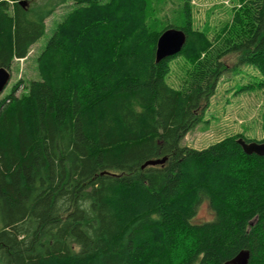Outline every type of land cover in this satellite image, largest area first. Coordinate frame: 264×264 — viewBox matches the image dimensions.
Returning <instances> with one entry per match:
<instances>
[{
    "label": "trees",
    "instance_id": "trees-1",
    "mask_svg": "<svg viewBox=\"0 0 264 264\" xmlns=\"http://www.w3.org/2000/svg\"><path fill=\"white\" fill-rule=\"evenodd\" d=\"M68 1L39 78L0 98V264H224L242 250L264 264V156L237 142L254 140L182 143L225 74L252 67L264 86V0H234L213 37L191 0L181 25L161 27L151 0H0V67L26 58ZM168 27L186 43L156 62ZM203 199L214 216L197 222Z\"/></svg>",
    "mask_w": 264,
    "mask_h": 264
},
{
    "label": "rangeland",
    "instance_id": "rangeland-1",
    "mask_svg": "<svg viewBox=\"0 0 264 264\" xmlns=\"http://www.w3.org/2000/svg\"><path fill=\"white\" fill-rule=\"evenodd\" d=\"M182 3L183 0H151L158 25L160 27L166 24L181 25L184 21ZM237 5L239 4L234 0H191L193 25L200 29L208 28L213 37L215 29L232 20V9ZM73 7V2L68 1L46 19L45 33L30 48L28 56L14 60L11 79L0 94V98L9 94L16 84H19L17 95L21 94L30 80L39 78L37 58L53 30ZM187 69L188 63L183 57L174 58L169 64L167 82L179 88L186 77ZM260 78V73L252 67H242L237 73L225 74L217 84L203 121L185 135L182 143L202 149L231 135L241 134L254 141L264 139V86H256ZM247 85H250L249 88ZM213 216L209 201L201 200L195 221H208Z\"/></svg>",
    "mask_w": 264,
    "mask_h": 264
},
{
    "label": "water",
    "instance_id": "water-1",
    "mask_svg": "<svg viewBox=\"0 0 264 264\" xmlns=\"http://www.w3.org/2000/svg\"><path fill=\"white\" fill-rule=\"evenodd\" d=\"M187 40L186 32L181 28L168 27L164 29L158 37L156 45V62H160L166 57L179 53L184 47ZM11 71L9 68L0 67V93L6 88L10 79ZM237 142L242 146L247 154H257L264 156V141H246L240 137ZM165 158L150 160L146 164L164 163ZM250 259V251L242 250L232 259L224 264H248Z\"/></svg>",
    "mask_w": 264,
    "mask_h": 264
},
{
    "label": "bare ground",
    "instance_id": "bare-ground-1",
    "mask_svg": "<svg viewBox=\"0 0 264 264\" xmlns=\"http://www.w3.org/2000/svg\"><path fill=\"white\" fill-rule=\"evenodd\" d=\"M2 33V32H1ZM164 60V59H163Z\"/></svg>",
    "mask_w": 264,
    "mask_h": 264
}]
</instances>
